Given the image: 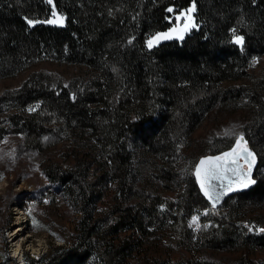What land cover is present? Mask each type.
<instances>
[{"label":"trees","instance_id":"trees-1","mask_svg":"<svg viewBox=\"0 0 264 264\" xmlns=\"http://www.w3.org/2000/svg\"><path fill=\"white\" fill-rule=\"evenodd\" d=\"M192 3L53 0L65 17L63 26L28 27L25 17H49L47 0H0V78L40 60L81 68L70 83L40 69L6 90L39 105L28 116L13 114L20 118L13 120L12 132L21 135L24 146L70 143L46 158L42 170L78 213L65 240L52 242L40 255L24 254L20 264H193L146 256L152 198L144 186L128 182L130 147L173 157L170 149L213 110L224 117L235 109L242 115L241 133L257 153L252 174L257 182L213 209L190 178L177 223L184 234L191 213L204 211L200 230L206 243L264 246V233L246 232L241 219L251 205L264 201V175L257 171L264 165V63L250 68L253 57L264 59V0H195L199 27L183 40L161 41L149 50L146 39L169 28L173 15ZM232 29L245 37L243 51L231 42ZM207 263L261 264L243 254Z\"/></svg>","mask_w":264,"mask_h":264},{"label":"rangeland","instance_id":"rangeland-1","mask_svg":"<svg viewBox=\"0 0 264 264\" xmlns=\"http://www.w3.org/2000/svg\"><path fill=\"white\" fill-rule=\"evenodd\" d=\"M191 5L173 15L169 28L183 25V17L181 20L175 17ZM50 6L52 9L53 4ZM49 18H52V11L44 20ZM169 28L158 32H167ZM256 58L255 65H252L253 58L250 61L252 71L264 63L263 58ZM40 69L57 74L64 83L77 79L81 73V68L76 65L40 60L15 76L0 78V264H20L24 254L37 256L52 242H62L69 236L78 217V213L61 197L59 184L49 180L42 170L46 158H55L70 143L65 141L48 148L31 149L24 146L21 135L12 132L13 120L20 118L13 114L19 112L28 116L31 114L28 108L36 104L20 101L18 94L6 90L18 87L29 73ZM239 114L236 109L225 112V117L218 111H211L179 146L170 149L175 154L173 157L154 153L146 147H130L133 164L128 182L144 186L152 198L148 201L152 205V216L147 220L150 246L145 254L148 258L169 257L179 263L208 264L228 261L243 254L264 264L263 245L247 243L241 246L237 243L232 246L203 241L200 215L204 211L191 213L184 234L177 223L183 213L180 203L187 194L188 181L192 177L195 181L193 172L198 158L220 153L232 146L236 135L242 131V115ZM257 171L264 175V165H260ZM52 191L57 193L53 197L50 196ZM241 210L246 212L248 209L242 207ZM193 216L198 217L199 228L192 224ZM241 219L246 228L251 226L259 232L258 229L264 227V201L251 205Z\"/></svg>","mask_w":264,"mask_h":264},{"label":"snow or ice","instance_id":"snow-or-ice-1","mask_svg":"<svg viewBox=\"0 0 264 264\" xmlns=\"http://www.w3.org/2000/svg\"><path fill=\"white\" fill-rule=\"evenodd\" d=\"M47 3L52 5L53 0H47ZM196 10V3L195 0H193V3L189 8L181 11L180 14L175 17L176 20H181L183 17V25L169 28L167 32L155 33V35L147 39V48L151 50L164 40H183L186 34L199 27L195 22L194 17ZM167 11L173 13L174 9L169 7ZM24 19L28 27H32L39 23L63 26L65 17L58 14L55 5H53L52 18L43 21L33 20L27 17ZM231 32L233 36L231 42L240 46L241 51H243L245 37L238 35L236 29H232ZM128 42L129 44L132 43L131 40ZM256 63L257 58L253 57L252 65H255ZM37 107H39V105L29 107L28 111H35ZM235 141V145L229 151L223 152L218 156L203 157L196 166L195 176L200 186V190L209 200L212 201L213 209L216 204L219 203L221 196L226 195L228 192L236 191L239 188H248L257 182L252 176L253 168L256 166L257 162V153L249 148L244 133L236 135ZM241 160L243 161V164L240 163ZM214 181H220V183L217 185ZM217 188L222 189V191L217 192ZM197 220L198 217L193 216L192 224H195V226L199 228L200 225L197 223ZM204 227H207V225H204ZM248 231L252 232L254 229L249 226ZM258 231L264 233V228H260Z\"/></svg>","mask_w":264,"mask_h":264},{"label":"water","instance_id":"water-1","mask_svg":"<svg viewBox=\"0 0 264 264\" xmlns=\"http://www.w3.org/2000/svg\"><path fill=\"white\" fill-rule=\"evenodd\" d=\"M235 142H236V141H234V143L232 144V146H231L230 148H228V149H226V150H224V151H222V152H220V153L205 154V155H202V156H200V157L198 158V160H197V162H196V164H195V167H194L193 175H194L195 181H196V183H197V185H198L199 188H200V186H199V184H198V182H197V179H196V176H195V170H196V166H197V164L199 163V161L201 160V158H203V157L218 156V155H220V154L223 153V152L229 151V150L235 145ZM248 146H249L250 149H252V150L254 151V149H253L250 145H248ZM254 152H255V151H254ZM240 163L243 164V161L241 160ZM256 163H257V162H256ZM254 168H255V167H254ZM254 168H253V170H254ZM252 174H253V172H252ZM214 183L218 185V184L220 183V181H214ZM239 189H244V188H239ZM216 191L219 192V191H222V189L217 188ZM201 192H202V191H201ZM234 192H235V191L228 192L226 195L221 196L220 199H219V203H217L216 206L219 205V204H221V203H222V202H223L228 196H230V195L233 194ZM202 193H203V192H202ZM204 196H205V195H204ZM205 198H206L207 201H209V202L212 204V201L209 200L208 197L205 196Z\"/></svg>","mask_w":264,"mask_h":264}]
</instances>
